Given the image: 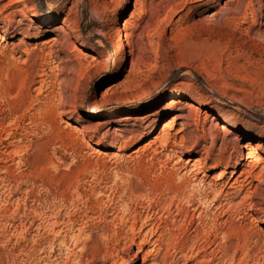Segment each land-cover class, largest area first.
<instances>
[{
  "label": "rangeland",
  "instance_id": "1",
  "mask_svg": "<svg viewBox=\"0 0 264 264\" xmlns=\"http://www.w3.org/2000/svg\"><path fill=\"white\" fill-rule=\"evenodd\" d=\"M0 37V264L263 262L264 0H0ZM147 217L168 249L134 259Z\"/></svg>",
  "mask_w": 264,
  "mask_h": 264
},
{
  "label": "bare ground",
  "instance_id": "2",
  "mask_svg": "<svg viewBox=\"0 0 264 264\" xmlns=\"http://www.w3.org/2000/svg\"><path fill=\"white\" fill-rule=\"evenodd\" d=\"M0 41L2 42V41H4V39L0 37ZM55 41H56L55 39H52L50 42L44 43L43 46L45 48H47L48 46H50L49 44H51L53 42L55 43ZM119 43H120L119 48L120 49L123 48L125 42L123 43V40H119ZM41 76H39V77H41ZM42 80L40 79V81L38 82V84L40 85V87L38 88V91L41 90L42 84H44ZM179 118H180V115H176L175 117H173L169 121H165L161 125V127L159 129L158 135H156L155 137H153L148 143H146L143 147H141V149L142 150L143 149H146L151 144H154L156 142H159L161 144V148H167L169 139L168 138H165V137H162V136L170 128H172L174 126L175 121L177 119H179ZM141 120H142L141 123L146 122L148 120L147 119V116L146 117H143ZM67 126H69V125H67ZM180 128L181 129H179V131H177L176 133H174V136H173V144H175V145L178 144V143L180 144V142H182L183 139H184L183 138V132L185 131V128H182V127H180ZM225 135L226 134H224L223 136H225ZM243 148H246V147L244 146ZM112 156L113 157H116L117 156V153H113ZM185 165L186 166H189L190 163L187 161L185 163ZM236 165L239 166L240 163L238 162ZM197 168H198V171L200 172L201 171V168L200 167H197ZM228 174L230 175V177L228 179H234L232 183H230V180L225 182V179H226V177H227ZM246 174H247V172L245 170H242V171H240L237 174L236 168H234L233 171L228 172V173L227 172L226 173L225 172L220 173V175H219V181H220L219 184L216 183V184H213V185H209V184L206 185V186L203 185V187H207L204 190H202V193L204 195V198L207 199L208 196L211 195L212 196V199L210 201V204H213V205H217L218 204L217 208L224 210L226 206L223 204V202H225V204L227 206H229V204H231L230 201L233 199L232 198V195L226 192L227 189L228 190L229 189H233V186L234 185L239 184V187H238L239 189L237 190V192H235L236 195H239V194H242L243 191L246 188L249 189L250 187H252L253 186V182H254L255 179L257 181L261 182V177L260 176H258V175L253 176L251 174L250 175H246ZM191 176H192V178H191ZM191 180H192V183L193 184L197 183V173H194L193 171L189 172V176L186 178V181L189 184L191 182ZM168 182L170 183L169 186L171 187V189L174 190V185H173L174 181H173V178H171ZM202 183H203V181H199V184H202ZM197 187L198 186H196V188ZM248 199H249V197H248ZM245 200L246 199H243L241 203H245ZM225 210H227V211H225V212L222 211V212L227 213L229 211V207H228V209H225ZM262 224H264V220H263ZM126 226H127L126 238L130 242V244H131L130 247L137 249V252L134 255V259H138L139 260L140 254L143 252V250H144V248L146 246L147 247H153L152 249H156V254H159L163 249L167 248V247H165L163 245L164 244V241H165V234L163 233L164 231L161 232L159 226L155 222H153L151 218H148L147 217L146 219H144L142 221L141 220L134 219V220L130 221ZM228 233H229V231H228ZM245 235H246V233H245ZM251 236H254L257 241H263V238H262V236H261L260 233H255V234H253ZM80 237H81V234H79V240H80ZM79 240L78 241L76 240L77 241L76 243H77V246L78 245L81 246V254L83 256L88 251H91V249H90L91 247L89 245H92L93 240H92L91 237H88V238L86 237V241L85 242H81V241L79 242ZM185 245L184 244L183 245H180L179 246V249L178 250L176 249V253L180 255L179 259H182L181 261H183V264H189V262L191 261V258H190V256L187 255L188 253H185V250H186L185 249ZM167 249H165V250L167 251ZM196 253L197 254H195L194 257L192 256V260H197V257H199L200 252L199 253L196 252ZM245 254H246V252H245ZM149 255L150 254H146V255L142 256V258H141L142 264H144V263H146L148 261V256ZM187 256L190 258V261H189V258L187 260ZM203 261L200 260V262L197 263V264H202ZM232 261H234V260H232ZM247 262H248V260H247ZM259 264H264V259H263V262L262 263H259Z\"/></svg>",
  "mask_w": 264,
  "mask_h": 264
}]
</instances>
